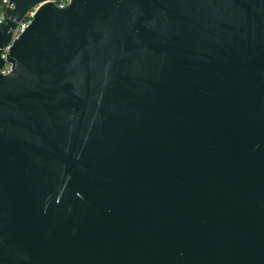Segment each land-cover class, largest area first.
<instances>
[{
    "label": "water",
    "instance_id": "1",
    "mask_svg": "<svg viewBox=\"0 0 264 264\" xmlns=\"http://www.w3.org/2000/svg\"><path fill=\"white\" fill-rule=\"evenodd\" d=\"M45 1L0 24V264H264V0L48 2L13 39Z\"/></svg>",
    "mask_w": 264,
    "mask_h": 264
},
{
    "label": "built area",
    "instance_id": "2",
    "mask_svg": "<svg viewBox=\"0 0 264 264\" xmlns=\"http://www.w3.org/2000/svg\"><path fill=\"white\" fill-rule=\"evenodd\" d=\"M73 0H47L45 2L39 3L36 6L32 7L24 16V18L18 23L17 28L14 30L13 39L22 34L32 23L36 13L44 3L53 2L60 8L67 7L72 3ZM14 8V5L11 4L10 0H0V24L4 23L8 18V9ZM11 44L3 48L1 56L7 60L8 54L10 51ZM12 70V64L6 62L2 67L1 72L3 74H8Z\"/></svg>",
    "mask_w": 264,
    "mask_h": 264
}]
</instances>
